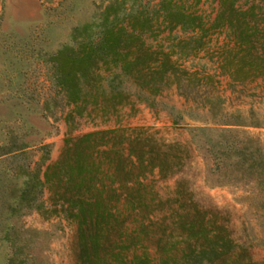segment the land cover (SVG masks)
I'll return each mask as SVG.
<instances>
[{
    "label": "trees",
    "instance_id": "1",
    "mask_svg": "<svg viewBox=\"0 0 264 264\" xmlns=\"http://www.w3.org/2000/svg\"><path fill=\"white\" fill-rule=\"evenodd\" d=\"M202 1L108 0L95 18L76 27L74 43L48 56L49 78L69 106L65 121L74 128L76 116L115 114L131 95L153 106L170 87L212 117L222 114L217 75L184 64L206 49L215 33L224 39L214 53L220 72L231 83L264 82V0H215L213 14L202 12ZM241 121L222 122L217 135L206 133L212 128L206 125L194 128L208 134L203 145L209 171L264 191L260 148L225 133L231 130L227 124ZM190 157L188 144L166 141L142 126L68 134L33 188L39 183L48 192L44 212L62 213L75 224L77 264H262L249 245L234 238L228 213L195 197L187 178H177L173 196L154 205L142 194L147 174L174 175ZM122 200L137 215L129 231L125 210L118 206ZM156 210L165 212L154 217Z\"/></svg>",
    "mask_w": 264,
    "mask_h": 264
},
{
    "label": "rangeland",
    "instance_id": "2",
    "mask_svg": "<svg viewBox=\"0 0 264 264\" xmlns=\"http://www.w3.org/2000/svg\"><path fill=\"white\" fill-rule=\"evenodd\" d=\"M107 1L0 0V264H77L75 224L62 213L44 212L49 207L48 192L42 184L36 183L34 188L33 184L36 178H43L46 164L59 156L68 134L134 126L191 147V157L178 173L161 178L154 171L142 179L147 201L154 205L172 197L175 180L187 178L195 197L228 213L234 238L249 245L253 259L264 264V191L250 182L209 171L211 160L203 145L206 133L217 135L216 127L222 122L238 119L242 124H227L231 127L227 136L239 144L247 142L251 148L257 145L264 154V82L257 78L231 83L220 72L214 53L223 34L215 33L206 49L184 61L186 66L217 75L222 114L212 117L199 103L170 87L156 96L153 106L131 95L130 103L115 114L76 116L74 128L65 121L69 106L49 78L48 56L73 44L75 28L95 18ZM215 7V0L200 4L206 14H213ZM175 33L180 31L170 35ZM125 85L129 91L135 90L128 82ZM256 120L262 126H254ZM204 125L212 128L206 133L194 128ZM98 159L104 169L111 170L103 157ZM118 206L125 210L124 230L129 231L136 225L137 215L126 210L123 200ZM158 212L153 216L165 211ZM144 245L153 252L147 241Z\"/></svg>",
    "mask_w": 264,
    "mask_h": 264
}]
</instances>
